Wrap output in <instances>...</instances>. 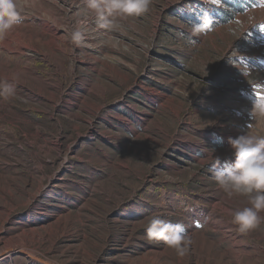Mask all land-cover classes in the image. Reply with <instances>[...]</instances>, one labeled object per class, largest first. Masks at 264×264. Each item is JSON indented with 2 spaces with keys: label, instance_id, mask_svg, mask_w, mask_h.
<instances>
[{
  "label": "rangeland",
  "instance_id": "374dc122",
  "mask_svg": "<svg viewBox=\"0 0 264 264\" xmlns=\"http://www.w3.org/2000/svg\"><path fill=\"white\" fill-rule=\"evenodd\" d=\"M17 3L0 84L27 74L0 98V254L15 246L0 264H264V222L236 233L219 204L247 200H226L210 170L231 159L229 137L264 135L250 118L264 97V0H151L119 31L89 24L80 47L68 31L82 0H42L47 32ZM205 12L213 28L193 36ZM153 216L183 225V257L146 239Z\"/></svg>",
  "mask_w": 264,
  "mask_h": 264
},
{
  "label": "clouds",
  "instance_id": "9594fccd",
  "mask_svg": "<svg viewBox=\"0 0 264 264\" xmlns=\"http://www.w3.org/2000/svg\"><path fill=\"white\" fill-rule=\"evenodd\" d=\"M151 0H82L76 13L77 19L68 31L71 43L80 47L86 42L89 24L105 32L119 31L122 22L146 14ZM200 23L192 25V35L201 36L212 30L213 18L208 13L198 17ZM17 0H0V39L20 23ZM15 95L12 83L0 84V98L9 100ZM251 120H264V97L252 101ZM231 159L221 161L215 157L211 167L212 179L224 193L226 200L245 197L246 206L227 208L233 230L241 235L249 233L264 222V135L246 131L237 137H229ZM218 222V221H217ZM146 239L162 241L183 257L191 243L183 225L172 224L159 216H153L147 223Z\"/></svg>",
  "mask_w": 264,
  "mask_h": 264
},
{
  "label": "bare ground",
  "instance_id": "6f19581e",
  "mask_svg": "<svg viewBox=\"0 0 264 264\" xmlns=\"http://www.w3.org/2000/svg\"><path fill=\"white\" fill-rule=\"evenodd\" d=\"M18 1L20 3L21 8H25L27 5H30L31 8L33 7L32 8L33 10L31 12H27L26 15L24 16L26 19L32 20V22L34 23L33 28H37L39 26L45 32H47L46 30L50 29V9H48L44 6V4L42 3V0H18ZM37 20H38V22H36ZM48 42L49 41H47L46 43H48ZM90 42H91L90 41V35L88 34L86 36V42L84 45H88ZM10 48H11V41L8 39L7 36L0 39V66H4V65H6L7 62H11L14 60L12 56L7 55L4 51V50L10 49ZM24 50L37 51L36 48L34 47L33 43L22 42L20 44V46L18 47V51H17L20 54V57L22 55H29ZM48 52L49 51L44 52V57L48 56V54H49ZM2 57H5L6 60L3 61ZM30 58H32L31 55H29L28 59H30ZM21 74H27V72L24 69L17 67L15 70H13L11 72V74L8 76L7 79L9 81H12V84H13V81L17 80V77ZM30 75L34 76L35 74L31 73ZM219 207L223 208L226 211V213H228L226 209L229 207H225L221 203L219 204ZM223 227H224V225H223V222L221 220L216 222L215 226H214V228L218 229V230H221ZM226 232H228V231H226ZM14 250H15V246H13V244L11 242H6V244L2 248V252L0 254V257L8 254V255H6V257L9 256L11 258V253ZM29 253L32 257H34L36 259V261L43 260V259L37 257V255L35 253H33V252H29ZM45 262H47V261H45ZM46 264H50V263H46Z\"/></svg>",
  "mask_w": 264,
  "mask_h": 264
}]
</instances>
